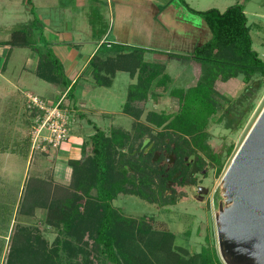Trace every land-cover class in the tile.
<instances>
[{
  "label": "trees",
  "instance_id": "1",
  "mask_svg": "<svg viewBox=\"0 0 264 264\" xmlns=\"http://www.w3.org/2000/svg\"><path fill=\"white\" fill-rule=\"evenodd\" d=\"M181 1L202 15L209 26L210 37L189 53L118 42L105 46L102 43L97 48L89 61L96 83L112 85L119 70L137 79L130 84L123 106V112L134 117L133 130L118 126L107 133L94 123V131L87 134L82 143L81 157L68 161L72 168L69 183L30 177L21 210L33 214L36 209L45 208L46 222L56 236L50 241L37 225L18 224L3 264H225L215 245H203L200 251L190 252L175 244V232L154 228L146 216L137 221L114 205L120 194H133L149 201L156 199L161 204L176 202V195L168 193L172 189L168 179L174 170L165 175L167 172L160 162L153 160V152L144 153L143 142L148 137L157 146L169 138L177 145L180 159L196 154L202 160V155L198 154L202 151L220 171L223 159L209 142L210 121L225 107L219 120L225 121L226 127L236 129L240 120L236 103L244 104L252 89L263 83L256 76L264 77V56L253 46L245 5H231L224 11L218 8L197 10L187 0ZM36 20L34 17L33 23L36 24ZM20 34L19 29L14 31L11 39L1 44L11 48L33 45L26 33ZM147 52L200 63L196 84L187 88L169 87L173 78L166 71V63L146 60ZM36 74L62 89L56 101L62 97L74 99L75 83L71 85L63 62L52 49L41 54ZM240 75L248 91L234 102L216 84ZM160 86L168 88L167 92L178 99L179 108L173 113L149 111L147 120L159 129L153 133L140 119L149 99L160 95L154 93V88ZM63 105L68 107L65 101ZM31 111L33 118L40 113L39 109ZM244 112L242 109L241 116ZM146 134L150 135L144 137ZM137 140L140 142L135 147ZM30 145L29 136L27 150ZM231 150L232 147L229 152ZM190 233L187 231V238Z\"/></svg>",
  "mask_w": 264,
  "mask_h": 264
},
{
  "label": "rangeland",
  "instance_id": "2",
  "mask_svg": "<svg viewBox=\"0 0 264 264\" xmlns=\"http://www.w3.org/2000/svg\"><path fill=\"white\" fill-rule=\"evenodd\" d=\"M105 1L0 0V40H10L12 33L19 29V32L22 33L20 35L24 36L26 33V38L33 42L32 46L10 47L12 55L8 66L4 70L5 72L0 71V264L6 260L11 236L18 224L37 225L50 241L56 236L55 230L46 222L47 210L45 208H38L33 214L21 210L25 187L30 177L52 179L56 183L58 181L55 178L62 179V177L58 178L56 174L53 158L46 156L44 152L37 149L38 147L34 148L32 143L27 150L32 125L36 119V117L33 118V112L29 108V97L37 95L47 103L54 104L63 92L62 89L39 78L33 72L34 57L38 56V52L36 53L33 49H39V57L47 49L54 51L53 43L60 41L59 34L54 31L56 28L66 31L72 26L75 41L81 42V45L75 48L78 54H82V57H78L77 54L74 58L76 65H72L73 59H67L64 62L67 71H71V76H73V70H79L81 75L75 89L77 107H73V99H64L72 112L69 138L75 134L77 124L83 119L79 114L80 110L87 116L84 119L86 126L89 125L87 130L83 131V136L94 131V123L107 133L113 127L118 126L133 130L134 117L124 113L123 106L128 98L130 84L136 82V77L132 78L129 72L119 70L112 85H99L92 74L90 76L86 74L89 70L91 73V66L89 65L86 69L82 67L88 53L92 52L99 44L104 43V46L108 44L105 41L100 43L104 34L103 30L109 25V11H107ZM161 2L170 3L176 11V15L184 21L192 23L196 27H202L203 36L200 38V42L197 41L198 44L210 37V32L205 28L209 26L200 13L189 9L181 0H161ZM187 2L197 10L218 8L224 11L231 5H245L248 22L252 27L253 46L261 56H264V0H187ZM34 17L37 19L36 24L32 21ZM77 30L80 31L82 37L77 35ZM113 37V35L109 36L108 40ZM78 39L82 41H78ZM1 43L0 48L4 46ZM184 48L189 50L190 47L185 46ZM185 51L181 50L177 53H185ZM7 54L8 52L5 54L6 57L0 54V65L7 58ZM144 58L166 63V71L173 78L169 87L187 88L197 82L201 68L200 63L169 55H156L155 57L150 55V57L144 56ZM21 73H23L22 76ZM3 75L11 76L14 79L13 84L8 85L7 77L4 78ZM19 78L23 80V85L31 84L32 87H28L29 92L22 91L21 85L19 87ZM256 79H262L263 83L260 84V87L252 89L250 97L244 101L242 108L245 109V112L237 121L236 129L226 127L224 121L219 120L225 107L210 121L208 126L209 142L214 151L221 153L223 166L219 171L216 164L212 163L213 160L204 152L199 151L198 154L204 156V165L210 173L205 181V185L211 191L208 197L203 200H195L191 194L192 191L195 192V187H188L190 190L188 193L184 190L176 195L174 204H161L156 199L149 201L133 194H120L114 200V205L125 215L133 217L137 221L146 216L145 218L154 228L169 229L175 232L177 235L175 244L187 248L190 252L200 251L203 245L210 244L215 245L220 254L216 215L219 203L223 199L221 194L223 177L264 109V77L256 76ZM216 87L234 102L248 91L242 75L228 81H219ZM167 89L162 86L154 88V93H160V95L157 98L149 99L140 119L153 133L159 129L153 127L147 120L146 114L149 111L173 113L179 108L178 99L172 97ZM248 105L250 106L249 110ZM87 118L92 120L91 125L87 123ZM149 135L146 134L144 137ZM139 142V140L135 142V147ZM64 143L61 148L66 145ZM230 147H232L231 152H229ZM181 188L178 186L177 190ZM208 198L210 202L207 204ZM187 231H191L188 238ZM222 261L224 262L223 259Z\"/></svg>",
  "mask_w": 264,
  "mask_h": 264
},
{
  "label": "crops",
  "instance_id": "3",
  "mask_svg": "<svg viewBox=\"0 0 264 264\" xmlns=\"http://www.w3.org/2000/svg\"><path fill=\"white\" fill-rule=\"evenodd\" d=\"M105 2L107 11H109V23L107 21L106 22L109 25L106 27V29L103 30L104 34L103 38L100 40V43H102L103 41L108 42V44L112 42H118L152 49L174 51L176 53L177 51L186 50L185 53H189L193 50L195 45L200 42V38L203 36L201 29L202 27H196L194 24L184 21L180 16L176 15V11L172 8V5L170 3H162L161 0H106ZM71 27L72 26H70V29H67L66 31L57 28V30H54L56 34H59L60 41L56 42L55 44L53 43V49L56 55L61 59L63 64L65 60L73 59L72 65L75 66L76 62L74 58H76V55L78 54V51L75 48L78 45L80 46L81 42L75 41L74 30L73 27ZM205 28L209 31L208 27ZM76 32L78 33L77 35L79 37H82L79 30H77ZM111 35H113L114 37L111 40H108L109 36ZM8 40L9 39H7L6 41ZM78 41L82 40L78 39ZM0 42H5V40H0ZM98 46L94 48L92 52L86 55V59L82 64L83 68L86 69L90 65V58L95 53ZM185 46L190 47L189 50L185 49ZM33 51H35L36 53L38 52V56H35L36 58L34 57L35 66L33 72L36 74V69L40 60L39 49H33ZM7 52V62L9 63L10 56L12 55V50L10 48V45L8 47V44H4V46L0 48V54L1 56L6 57L5 54ZM150 55L152 57H155L156 55L168 56V54L164 53L147 52L145 54V57H150ZM78 57H82V54L79 53ZM3 63L0 65L1 72H5L4 70H6V67L8 66L7 63L5 68H3ZM68 65L70 64L68 63ZM65 71L67 76L72 81L71 85L75 83L76 89L77 83L79 82V78L81 76L79 74V70H73V76H71L70 74L71 71H67L66 67ZM89 71L86 74L90 76L91 73ZM22 74L23 73H21V76ZM3 77L6 78L7 75L6 77L5 75H3ZM6 79L9 83L8 85L13 84L14 79H12L11 76L7 77ZM18 83H20L18 85L19 87L20 85L22 86V91L24 92H29L30 89L28 87H32L31 84H28V86L23 85V80H20V82ZM75 89V96L72 104L73 106H75V104H78V101L75 98L77 94ZM80 112L82 111L80 110ZM81 117L83 119L77 124L75 134L71 135L68 141L64 143L66 144L65 146L58 150H54L52 148L48 152H44L46 156L54 159V169L56 171V174L58 175V178L62 177L61 180L57 178L55 179L61 183H68L70 181L72 168L69 165V159L81 157L82 143L85 138V136H83V131L87 130V127L89 126H86V123L84 121L85 117L87 116L84 115ZM90 120L91 119L87 118V123L91 125L92 123L90 122Z\"/></svg>",
  "mask_w": 264,
  "mask_h": 264
},
{
  "label": "water",
  "instance_id": "4",
  "mask_svg": "<svg viewBox=\"0 0 264 264\" xmlns=\"http://www.w3.org/2000/svg\"><path fill=\"white\" fill-rule=\"evenodd\" d=\"M196 170L195 165L190 176ZM221 188L216 226L222 259L225 264H264V109L235 154Z\"/></svg>",
  "mask_w": 264,
  "mask_h": 264
},
{
  "label": "flooded vegetation",
  "instance_id": "5",
  "mask_svg": "<svg viewBox=\"0 0 264 264\" xmlns=\"http://www.w3.org/2000/svg\"><path fill=\"white\" fill-rule=\"evenodd\" d=\"M242 104L243 103L241 102L236 103L238 108V112L236 114H239L240 118L242 117L240 114L242 111L241 109H243ZM146 139L149 140L146 144H144ZM146 139L143 142L144 153H149L150 151L153 152V160L160 162V165L167 172L165 175H169V172L174 170L172 177L168 179V186L172 187L168 193L178 195L184 190L186 193H188L190 191L188 187H195V192L192 191L191 193L195 200H203L205 197L210 195L211 191L209 190V187L205 185V181L210 173L208 172L207 167L204 165L203 155L201 156L202 160L200 156L196 154L184 155L183 159H180V153L177 145L169 138H166L164 143H162L160 146H157L154 141L150 142L149 137ZM156 155H158V157L155 160L154 158ZM212 163L214 165L216 164L214 161H212ZM195 165L197 166V170L190 176V173L194 169ZM178 186H181L182 188L177 190ZM200 190H202V192H200ZM206 202L208 204L210 199L208 198Z\"/></svg>",
  "mask_w": 264,
  "mask_h": 264
},
{
  "label": "built area",
  "instance_id": "6",
  "mask_svg": "<svg viewBox=\"0 0 264 264\" xmlns=\"http://www.w3.org/2000/svg\"><path fill=\"white\" fill-rule=\"evenodd\" d=\"M29 108L39 109L31 130V143L33 147L42 152L50 149H60L69 138L72 122V113L69 107L63 105L64 97L54 104L47 103L37 95H31Z\"/></svg>",
  "mask_w": 264,
  "mask_h": 264
}]
</instances>
